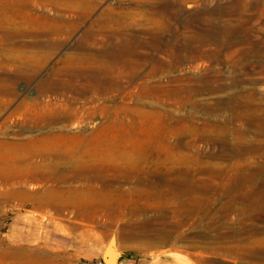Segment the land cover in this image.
<instances>
[{
    "label": "rangeland",
    "instance_id": "obj_1",
    "mask_svg": "<svg viewBox=\"0 0 264 264\" xmlns=\"http://www.w3.org/2000/svg\"><path fill=\"white\" fill-rule=\"evenodd\" d=\"M0 88V264H264V0H0Z\"/></svg>",
    "mask_w": 264,
    "mask_h": 264
},
{
    "label": "bare ground",
    "instance_id": "obj_2",
    "mask_svg": "<svg viewBox=\"0 0 264 264\" xmlns=\"http://www.w3.org/2000/svg\"><path fill=\"white\" fill-rule=\"evenodd\" d=\"M0 91H2V88H0ZM128 112V111H127ZM117 136V135H116ZM49 137H50V133H46V134H43V132H41L40 133V135H37V136H35L34 137V139H33V141L32 142H36V144L35 145H33L34 146V148L35 149H37V150H46L45 148L46 147H44V145H39V146H37V144H38V142H41V143H44V142H46L48 139H49ZM95 177L96 178H99V177H101L100 175H95ZM142 177V176H141ZM153 185H155V184H158V182H155V181H153V183H152ZM180 189V188H179ZM178 189V190H179ZM169 192V191H168ZM171 192V191H170ZM179 192V191H178ZM181 192V191H180ZM188 193V192H187ZM178 195H180V194H178ZM132 210V209H131ZM193 211V210H192ZM111 251V250H110ZM108 260V259H107ZM106 260V261H107ZM108 264V263H107Z\"/></svg>",
    "mask_w": 264,
    "mask_h": 264
},
{
    "label": "water",
    "instance_id": "obj_3",
    "mask_svg": "<svg viewBox=\"0 0 264 264\" xmlns=\"http://www.w3.org/2000/svg\"><path fill=\"white\" fill-rule=\"evenodd\" d=\"M108 246H111V245L108 244ZM118 254H119L118 250L114 249L113 251H110V250H107V247H106L104 250L103 256L106 260L108 259L109 264H116L115 261H116V256ZM106 264H107V261H106Z\"/></svg>",
    "mask_w": 264,
    "mask_h": 264
},
{
    "label": "built area",
    "instance_id": "obj_4",
    "mask_svg": "<svg viewBox=\"0 0 264 264\" xmlns=\"http://www.w3.org/2000/svg\"><path fill=\"white\" fill-rule=\"evenodd\" d=\"M106 259L104 258L103 255L96 257L95 259H86L84 261L85 264H106Z\"/></svg>",
    "mask_w": 264,
    "mask_h": 264
}]
</instances>
